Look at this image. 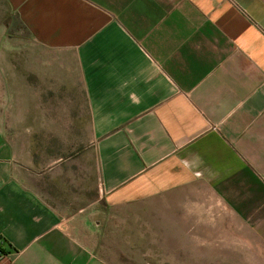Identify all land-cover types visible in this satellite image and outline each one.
Here are the masks:
<instances>
[{
    "label": "crops",
    "instance_id": "1",
    "mask_svg": "<svg viewBox=\"0 0 264 264\" xmlns=\"http://www.w3.org/2000/svg\"><path fill=\"white\" fill-rule=\"evenodd\" d=\"M4 1L33 54L30 128L0 116L10 264L118 263L164 197L176 260L264 262V0Z\"/></svg>",
    "mask_w": 264,
    "mask_h": 264
},
{
    "label": "rangeland",
    "instance_id": "2",
    "mask_svg": "<svg viewBox=\"0 0 264 264\" xmlns=\"http://www.w3.org/2000/svg\"><path fill=\"white\" fill-rule=\"evenodd\" d=\"M9 8L4 0H0V116L7 111V118L15 121L16 112L22 108L25 110L24 119L25 128H30L31 109V60H32V42L27 33L21 28L16 30L15 18L10 17ZM20 118V116L18 117ZM5 125H0V133L5 132ZM3 136V135H2ZM2 140V137H0ZM4 154L0 153V160H3ZM181 201V197L156 198L147 205L136 216V227L134 232V244H120L118 246V263L115 264H197L192 261H178L177 246L178 241L184 239L182 229L176 224L164 223L160 221L163 215L160 212V205L176 204ZM147 210L148 212H143ZM166 238L170 244L165 245L162 238ZM184 237V238H181ZM248 238L249 253H264V248L256 243L250 234ZM221 262H211L219 264ZM238 263V262H237ZM198 264H208V262H199ZM236 264V262H232ZM249 264H264L263 261H249Z\"/></svg>",
    "mask_w": 264,
    "mask_h": 264
},
{
    "label": "built area",
    "instance_id": "3",
    "mask_svg": "<svg viewBox=\"0 0 264 264\" xmlns=\"http://www.w3.org/2000/svg\"><path fill=\"white\" fill-rule=\"evenodd\" d=\"M11 261L10 254L2 248L0 243V264H10Z\"/></svg>",
    "mask_w": 264,
    "mask_h": 264
}]
</instances>
